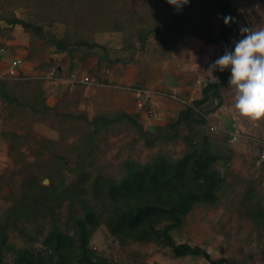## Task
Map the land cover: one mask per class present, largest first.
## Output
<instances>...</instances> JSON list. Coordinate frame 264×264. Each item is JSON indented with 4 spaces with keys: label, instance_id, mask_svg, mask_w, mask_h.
<instances>
[{
    "label": "rangeland",
    "instance_id": "374dc122",
    "mask_svg": "<svg viewBox=\"0 0 264 264\" xmlns=\"http://www.w3.org/2000/svg\"><path fill=\"white\" fill-rule=\"evenodd\" d=\"M226 1L235 11L234 50L242 27H264V0ZM185 5L0 0V84L21 103L0 93V227L8 246L42 250L7 224L14 217L10 210L33 191L28 182L68 186L83 170L121 180L128 166H145L157 157L179 160L205 145L209 165L223 178L220 188L213 202L193 205L169 234L176 245L199 247L214 261L264 264V163L257 162L264 120L238 114L229 80L196 104L207 84L218 82L219 70H208L221 56L222 21L212 0H197L186 17L187 34L171 46L166 27ZM15 61L21 72L13 78L7 71ZM183 112L187 118L180 119ZM66 204L55 212L62 220ZM50 223L48 216L41 226L22 220L18 226L41 236ZM127 241L122 246L101 225L87 255L100 264H210L203 257H175L163 239ZM2 259L15 264L6 249Z\"/></svg>",
    "mask_w": 264,
    "mask_h": 264
},
{
    "label": "trees",
    "instance_id": "16d2710c",
    "mask_svg": "<svg viewBox=\"0 0 264 264\" xmlns=\"http://www.w3.org/2000/svg\"><path fill=\"white\" fill-rule=\"evenodd\" d=\"M212 1L221 13L222 29L217 42L222 46V56L225 50H233L232 18L235 11L226 0ZM196 2L197 0H193V4L185 5L166 27L171 46L174 45L177 36L187 34L184 24L187 14ZM226 17L231 18L227 24ZM12 23L22 25L16 20ZM121 28L117 27L114 30L118 31ZM63 49L59 46V50ZM230 76V67L224 71L219 70L218 82L207 84L203 89V98L196 104L202 105L209 98V91L224 86ZM0 93L7 101L21 104L3 93L1 84ZM216 100L218 105L221 100L220 98ZM187 111H191V108L188 107ZM183 117L187 118V112H183L180 119ZM207 151V147L203 145L198 150L189 151L179 160L170 161L157 157L145 166L138 167L133 164L128 166L121 180L91 177L83 170L79 172L76 181L68 186L62 183L56 187L44 188L36 186L33 181L28 182L34 189L30 187L33 189L32 193L10 210L14 217L9 216L10 221L7 224L9 229L27 238V244L31 247L38 243L42 250L40 252L36 250L34 253L28 245L23 248L8 246L6 230L0 227V264H5L2 259L5 249L12 253L15 264H100L92 261L87 254L89 239L101 225H104L122 246L129 243L128 239L144 242L163 239L175 257H203L210 264H225L224 260H212L199 247H191L188 244L176 245L169 234L193 205L211 203L215 199L214 193L219 190L221 185L219 183L223 178L218 177L217 172L209 165L211 159ZM23 188L28 187L24 185ZM65 202L67 217L62 220L55 212ZM254 207L260 208L258 204ZM48 216L51 223L44 235L32 233L27 226H18L21 220L41 226ZM169 220L173 224L166 225L161 230L157 229V225Z\"/></svg>",
    "mask_w": 264,
    "mask_h": 264
},
{
    "label": "clouds",
    "instance_id": "9594fccd",
    "mask_svg": "<svg viewBox=\"0 0 264 264\" xmlns=\"http://www.w3.org/2000/svg\"><path fill=\"white\" fill-rule=\"evenodd\" d=\"M177 9L188 0H167ZM230 17L225 18L229 23ZM242 39L235 43L234 50H225L224 55L210 65L208 73L231 69L229 85L234 89V108L238 114L252 121L264 120V27L241 28ZM215 79V77H212Z\"/></svg>",
    "mask_w": 264,
    "mask_h": 264
},
{
    "label": "built area",
    "instance_id": "2783aa9c",
    "mask_svg": "<svg viewBox=\"0 0 264 264\" xmlns=\"http://www.w3.org/2000/svg\"><path fill=\"white\" fill-rule=\"evenodd\" d=\"M20 68H19V62L15 61L13 62L7 71V76L9 77H19L20 76ZM263 153L260 154V156H258V163H264V150L262 151Z\"/></svg>",
    "mask_w": 264,
    "mask_h": 264
}]
</instances>
